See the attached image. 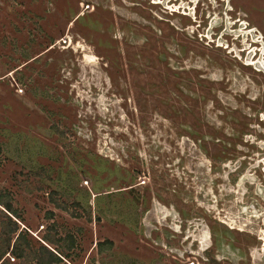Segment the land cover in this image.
Segmentation results:
<instances>
[{"label": "rangeland", "instance_id": "obj_1", "mask_svg": "<svg viewBox=\"0 0 264 264\" xmlns=\"http://www.w3.org/2000/svg\"><path fill=\"white\" fill-rule=\"evenodd\" d=\"M0 198L66 264H264V0H0Z\"/></svg>", "mask_w": 264, "mask_h": 264}, {"label": "trees", "instance_id": "obj_2", "mask_svg": "<svg viewBox=\"0 0 264 264\" xmlns=\"http://www.w3.org/2000/svg\"><path fill=\"white\" fill-rule=\"evenodd\" d=\"M0 264L10 263V256L15 261L35 262L36 264H66L61 257L41 245L34 250L29 244V235L21 230L13 218L20 219L11 199L4 201L0 198ZM49 243L48 240L44 239Z\"/></svg>", "mask_w": 264, "mask_h": 264}, {"label": "bare ground", "instance_id": "obj_3", "mask_svg": "<svg viewBox=\"0 0 264 264\" xmlns=\"http://www.w3.org/2000/svg\"><path fill=\"white\" fill-rule=\"evenodd\" d=\"M229 28V27H228ZM262 66V65H261ZM261 68V67H260ZM263 239V238H262ZM264 241V240H263Z\"/></svg>", "mask_w": 264, "mask_h": 264}]
</instances>
